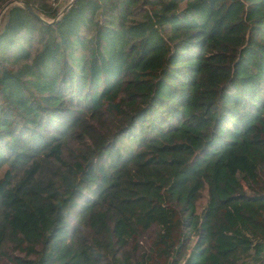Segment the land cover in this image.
Instances as JSON below:
<instances>
[{"label": "trees", "instance_id": "obj_1", "mask_svg": "<svg viewBox=\"0 0 264 264\" xmlns=\"http://www.w3.org/2000/svg\"><path fill=\"white\" fill-rule=\"evenodd\" d=\"M72 2L0 0V264H264V0Z\"/></svg>", "mask_w": 264, "mask_h": 264}, {"label": "built area", "instance_id": "obj_2", "mask_svg": "<svg viewBox=\"0 0 264 264\" xmlns=\"http://www.w3.org/2000/svg\"><path fill=\"white\" fill-rule=\"evenodd\" d=\"M72 0H50V5L59 12ZM60 14V13H59Z\"/></svg>", "mask_w": 264, "mask_h": 264}, {"label": "water", "instance_id": "obj_3", "mask_svg": "<svg viewBox=\"0 0 264 264\" xmlns=\"http://www.w3.org/2000/svg\"><path fill=\"white\" fill-rule=\"evenodd\" d=\"M73 2L71 1L70 3H68L63 9H62V11L60 12V13H62V12H64L71 4H72ZM26 10L30 13V14H32V15H34V16H36L32 11H31V9H29L28 7H26Z\"/></svg>", "mask_w": 264, "mask_h": 264}]
</instances>
